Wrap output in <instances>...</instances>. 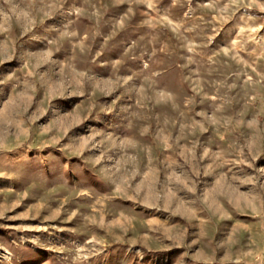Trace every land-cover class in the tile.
Returning a JSON list of instances; mask_svg holds the SVG:
<instances>
[{"label": "rangeland", "instance_id": "374dc122", "mask_svg": "<svg viewBox=\"0 0 264 264\" xmlns=\"http://www.w3.org/2000/svg\"><path fill=\"white\" fill-rule=\"evenodd\" d=\"M0 264H264V0H0Z\"/></svg>", "mask_w": 264, "mask_h": 264}]
</instances>
